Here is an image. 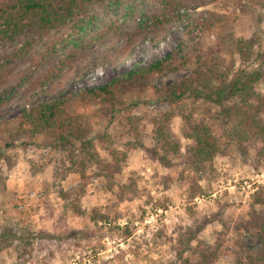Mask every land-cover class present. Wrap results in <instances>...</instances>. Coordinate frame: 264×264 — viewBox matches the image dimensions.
Instances as JSON below:
<instances>
[{"label": "rangeland", "instance_id": "rangeland-1", "mask_svg": "<svg viewBox=\"0 0 264 264\" xmlns=\"http://www.w3.org/2000/svg\"><path fill=\"white\" fill-rule=\"evenodd\" d=\"M145 4L142 2L144 7ZM228 5L217 2L193 13L224 15L228 20L225 32L230 35L219 37L227 39L231 50L232 45L241 42L252 52V62L241 67L250 71L264 67V62L257 60L260 56L254 59L257 53L264 58L263 3L229 0ZM109 18L120 19V11L106 12L102 22ZM68 26L51 33L52 39L66 36ZM184 26L182 22L147 32L128 46L127 37L109 36L35 94L22 90L49 67L50 63L41 64L49 41L41 39L20 60L8 64L12 69L0 78V99L21 78L26 80L0 114V235L6 231L9 236L7 242L0 244V264H178L189 257L185 253L180 258L176 250L178 237L185 241L189 240L187 237H196L210 245L219 239L216 264H234L240 253L258 248L255 232L243 229L253 200L264 201V160H258L255 152L235 147L229 156H217L205 172H197L183 156L187 142L176 117L169 121L168 129L180 143L179 158L169 166L152 161L146 154L153 147L148 119L169 109L161 90L190 74V61L185 71L155 76L146 84L133 87L112 112L94 104L71 101L70 113L79 118L85 131L83 139L93 143L100 162L88 165L86 170L90 180L81 199L80 207L85 213L82 218L75 216L69 205L71 199L65 197V193L81 185L78 175L61 165L67 143L48 134L31 138L19 131V115L27 106L103 85L135 64H150L180 43ZM214 35H202V42L209 49L217 44ZM24 40L21 36L0 46V60L19 49ZM68 47L64 46L60 53ZM231 53L238 66L241 56L236 50ZM219 57H229V53L222 50ZM256 88L264 92V85ZM133 117L137 135L128 134ZM130 143L137 148L131 150ZM109 147L126 153L121 173L111 183L102 174V163L109 161ZM131 182L138 188L136 198L132 202L120 201L116 195L118 186ZM257 209L264 211V203ZM94 210L108 214L111 221H91ZM114 211L122 217L114 219ZM26 239L31 245L25 258L18 262L16 248ZM194 244L195 241L190 242V246Z\"/></svg>", "mask_w": 264, "mask_h": 264}, {"label": "trees", "instance_id": "trees-1", "mask_svg": "<svg viewBox=\"0 0 264 264\" xmlns=\"http://www.w3.org/2000/svg\"><path fill=\"white\" fill-rule=\"evenodd\" d=\"M142 2L146 3L145 7ZM217 2L229 6V0H0V46L21 36L25 39L19 49L0 60V78L11 72L8 64L12 60H20L41 39L49 41L41 64L50 65L22 90L29 94L42 91L64 68H71L90 48L109 36L127 37L128 46L137 36L147 32L174 27L182 22L185 24L180 43L150 64H135L108 83L67 97L31 104L20 112L18 128L21 133H27L31 138L48 134L61 143H67L60 159L61 165L66 166L68 172L78 175L81 185L65 193V197L71 199L70 209L78 218L85 214L80 205L90 180L86 170L88 165L100 162L93 143L83 139L85 131L79 118L70 113L71 101L94 104L112 112L133 87L146 84L155 76L185 71L189 61L193 67L190 74L183 75L161 90L169 109L148 119L152 127L153 147L146 152L147 156L152 161L169 166L179 158L180 143L168 129L169 121L178 117L180 133L187 142L183 156L197 172H205L217 156H229L235 147L251 149L258 160H264V92L256 88L264 85V67L260 65L252 71L241 67L252 62V52L250 47L241 46V42L232 45L231 50L227 39L219 37L220 34L230 35L225 32L228 20L224 15L209 11L193 13ZM260 2L264 7V0ZM111 10H119L121 18H109L102 22L103 15ZM67 24L69 32L66 36L52 39L50 34L60 31ZM209 33L215 34V48L209 49L202 42V35ZM64 46L69 47L60 53ZM222 50L228 52L229 57H219ZM230 50H236L241 56L242 62L238 66ZM257 56H260L257 60L263 63V56L257 53L254 59ZM25 80L21 78L12 91L0 99V114ZM135 124L136 118L133 117L129 120L131 129L128 134L137 135ZM129 148L135 150L137 145L130 143ZM107 154L109 161L102 163V174L111 183L115 175L121 173L126 153L109 147ZM118 189L116 195L120 201L132 202L136 198L138 188L134 182L118 186ZM263 203L260 198L253 200L247 214L248 221L243 225L247 232H255L258 248L240 253L234 264H264V211L257 209ZM114 212L117 214L114 219L122 217ZM91 221L109 223L111 218L94 210ZM124 231L130 234L128 227ZM8 237L3 231L0 244L7 242ZM176 239L180 258L189 253V257L181 259L178 264H216L221 246L219 239L212 245L196 237H187V241L182 237ZM191 241L195 244L190 246ZM30 245L26 239L16 248L18 262L25 258Z\"/></svg>", "mask_w": 264, "mask_h": 264}]
</instances>
